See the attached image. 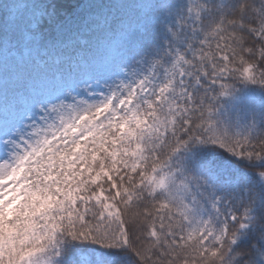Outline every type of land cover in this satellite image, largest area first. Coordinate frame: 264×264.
Returning <instances> with one entry per match:
<instances>
[{
	"label": "snow or ice",
	"instance_id": "6c2138e0",
	"mask_svg": "<svg viewBox=\"0 0 264 264\" xmlns=\"http://www.w3.org/2000/svg\"><path fill=\"white\" fill-rule=\"evenodd\" d=\"M44 15L12 0L0 52L8 51L10 31L18 69L31 63L42 71L41 52L71 69L64 59L71 40L39 43ZM98 20L103 35L95 44L108 46V70L80 79L84 95L72 103L22 104V117L33 111L30 132L0 129V149L9 154L0 163V264H41L42 257L71 264L64 236L123 252L106 264H124L127 255L132 264H264V99L238 110L237 120L251 118L243 135L224 125L219 104L233 96L237 74L264 89V3L196 8L193 0H142L114 28L111 18ZM79 43L90 42L81 36ZM73 128L78 134L67 135ZM57 134L68 141L61 148L86 145L77 159L87 174L74 204L32 169ZM212 152L245 163L235 170Z\"/></svg>",
	"mask_w": 264,
	"mask_h": 264
},
{
	"label": "trees",
	"instance_id": "16d2710c",
	"mask_svg": "<svg viewBox=\"0 0 264 264\" xmlns=\"http://www.w3.org/2000/svg\"><path fill=\"white\" fill-rule=\"evenodd\" d=\"M199 6L206 5L215 8L220 0H193ZM12 0H3L0 2V26L3 25L4 12L7 10ZM142 0H23L30 9L43 12V22L39 28L41 46L50 42L72 41L70 48L65 49V61H73L71 69L69 63L65 62L62 66L53 63L52 57H48L44 53L36 56L42 64L47 63V67L41 70H32L33 65L30 63L27 70L17 67L15 61L19 52L18 46L15 44V37L8 32V51L0 52V116L4 118L12 115L17 107L22 104L30 105L38 100L45 98L51 99L53 102L63 100L65 103H72V97L80 99L84 95L82 91L83 85L77 86V82L82 78L105 73L108 66L112 62V55L107 45H96V39L103 35V30L96 28L99 23L98 18L108 17L113 20V28L116 22L124 16L132 15L141 4ZM249 5L259 8L264 0H248ZM252 15L251 13L249 14ZM83 36L89 40L88 45L79 43V39ZM247 43L251 46L253 41L245 35ZM77 52L79 57L71 59ZM66 56H70L66 59ZM249 59H253L249 57ZM233 96L222 97L219 104L220 116L224 125L228 130L235 134L239 132L245 134L251 124V118L245 119L241 113V119L237 120V112L242 109L245 104L259 103L264 99V89L259 84H245L237 74L232 79ZM70 93V95H69ZM241 97L242 99H238ZM59 98V99H57ZM7 105V111H1V106ZM36 116L39 115L38 110H34ZM18 111V121L14 126H8L4 131H11L15 135L19 130L23 129L25 133L29 132L25 128L32 122L29 117L33 116V111H28L26 116L20 115ZM38 118V117H37ZM99 115L96 119H99ZM80 123V122H78ZM30 130V129H29ZM79 129L73 128L71 133L67 135L74 136L78 134ZM255 134V133H253ZM92 135L91 133L88 134ZM103 133L97 137L99 140ZM84 140L86 137H81ZM56 141V143H53ZM68 144V141H59V134L49 137L47 143L32 158L33 172H37L44 177V182L49 184L53 192L61 193L66 199H72L73 204L78 195L80 188L77 186L82 179L81 173L84 167L80 165V159H84L80 155L86 145L77 142L75 147H71V151L61 148V144ZM50 145V146H49ZM57 149H60L57 151ZM181 156L184 153L180 154ZM212 158L224 160L228 167L240 170L244 161L236 160L229 157L227 153L220 154L218 152L210 153ZM80 156V159H77ZM9 159L8 151L0 149V163ZM79 166V167H78ZM24 169H21L23 173ZM251 175V174H250ZM56 181L51 184V181ZM49 200H59V196L52 197L49 194ZM198 216L206 218V212H198ZM2 230V229H0ZM63 247L71 249V264H83L82 255L90 256V263L106 264L115 249H106L101 245L92 241L77 240L72 241L70 237H61ZM3 243V237L0 236V244ZM123 256V252L121 251ZM100 259L97 262V259ZM61 264H67L68 257H61ZM133 257L131 255L124 256V264H132ZM46 257L41 258V264H44Z\"/></svg>",
	"mask_w": 264,
	"mask_h": 264
},
{
	"label": "rangeland",
	"instance_id": "374dc122",
	"mask_svg": "<svg viewBox=\"0 0 264 264\" xmlns=\"http://www.w3.org/2000/svg\"><path fill=\"white\" fill-rule=\"evenodd\" d=\"M193 6L196 7V8H199L200 6L195 2L193 1ZM37 117H39V115H37ZM10 123H15V119H11L9 121H5L4 119H0V129H3V127L6 125V124H10ZM26 130H29L28 127L25 128ZM82 259H83V264H91L90 263V256L89 255H82ZM100 259L98 258L97 259V262L99 261ZM97 264H100V263H97ZM102 264V263H101Z\"/></svg>",
	"mask_w": 264,
	"mask_h": 264
}]
</instances>
